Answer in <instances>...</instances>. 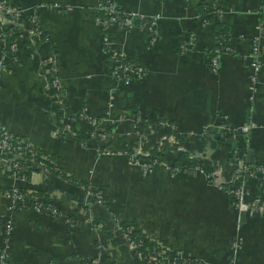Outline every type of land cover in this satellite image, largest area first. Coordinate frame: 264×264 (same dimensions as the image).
Segmentation results:
<instances>
[{
	"label": "crops",
	"instance_id": "1",
	"mask_svg": "<svg viewBox=\"0 0 264 264\" xmlns=\"http://www.w3.org/2000/svg\"><path fill=\"white\" fill-rule=\"evenodd\" d=\"M4 1L18 12L17 23L3 25L0 36V127L52 168L31 169L21 180L0 159V248L5 245L8 264H139L120 222L185 264H226L234 234L238 264H264V178L238 171L231 161L237 151L244 164H264V34L257 40L262 63L251 102L247 57L256 25L264 23L262 1L111 0L144 18L160 15L147 31L152 38L137 24L108 27L112 47L144 68L126 81L110 73L93 16L97 0ZM201 11L218 22V34ZM218 38L230 52L218 56L213 73L206 60ZM107 110L113 120L101 126L107 139L100 143L87 117ZM136 113L166 124L144 127ZM119 115L124 118L116 120ZM222 115L229 126L250 119L256 127L230 133V142L215 139L210 131ZM173 131L185 136L172 143ZM104 144L113 152L100 154ZM133 150L143 162L152 153L156 161L143 173L128 162ZM180 153L183 167L170 174L160 161L172 163ZM188 154L218 166L222 185H241L246 201L257 200L256 211L228 203L224 190L194 171ZM12 188L24 202L9 213L2 192Z\"/></svg>",
	"mask_w": 264,
	"mask_h": 264
},
{
	"label": "built area",
	"instance_id": "2",
	"mask_svg": "<svg viewBox=\"0 0 264 264\" xmlns=\"http://www.w3.org/2000/svg\"><path fill=\"white\" fill-rule=\"evenodd\" d=\"M261 5L259 7L258 13H261L264 10V0H261ZM98 11L100 14L94 17V21L99 25L101 30V45L103 50L105 51L106 57L110 62V73L115 81H126L129 78H137L140 77L144 73V68L136 63H133L127 59L125 54L118 52L112 45L110 44L108 38V27L110 25L119 24L124 27H131L134 24L145 31H150L152 33V27L155 22L159 19L160 15L158 13L152 14L147 18L142 17L136 11H123L119 9L115 3L111 0H97L96 8L94 9ZM17 9L14 6H9L5 3L4 0H0V36H2L1 30L3 25H14L17 23ZM7 16L8 19L3 21L2 17ZM264 34V23L260 22L256 25L255 34L252 40L250 52L247 54L248 61L251 66V72L249 74V84H248V100L251 102L256 92L257 85V76L262 63L261 57L258 53L257 40L259 36ZM151 36V34H150ZM152 38V36H151ZM193 37L189 36V40H192ZM10 48H12V44H10ZM229 48L223 42V38H218L215 40V47L212 51H209V57L207 58V64L211 70V72L215 73L217 70V59L218 56L222 53H228ZM4 68V60L3 57L0 58V69ZM53 80L55 78L53 77ZM110 112L107 110L104 112V115L100 118H92L87 117V121L89 123V127L91 129L92 136L100 143H103L107 139V134L102 130V125L106 121L113 120L110 117ZM79 117L84 118V114L80 113ZM124 116L119 115L116 120L123 119ZM219 122L216 124V128L223 132L228 129L229 126L222 123V120H226V116H219ZM138 121V118L135 119ZM166 124V122L161 121L159 125ZM256 125L252 120H246L243 123L235 126L231 130V137H233L236 133L239 134H247L251 129L255 128ZM170 142H175V138L170 137ZM160 148V147H159ZM113 151L108 148H100V154H108ZM136 151L133 150L131 152L126 153V157L128 162L135 165H140L142 168V172L144 173L151 165L154 164L156 158H151L148 161H142L137 157ZM240 153L234 151L231 161L237 162L238 171H249L252 175L258 178H264V164L256 163V164H244L240 158ZM189 158V159H188ZM188 160H193L195 163L192 168L197 173L201 174L208 183L214 184L215 186L224 190V192L231 198H233L234 206L237 210L247 212L250 215L256 211L257 200L254 201H246L243 194V189L241 185L233 186V185H222V181L220 179V170L218 166H212L208 164L204 159H197L192 154H188ZM0 159L6 161L9 165L10 169L13 173L21 180H25L32 173L31 169H37L39 171H48L49 168L46 165V160L44 158H39L35 156L33 147L28 143L24 142L23 139L16 137L2 127H0ZM158 161V160H157ZM163 165L164 169L170 174H175L179 170L176 166H170V163L160 161ZM208 168V170H206ZM89 195L93 196L96 199H99L98 193L94 190H88ZM7 200V210L9 213H12L13 210L18 208L24 202V194H22L18 189L12 188L7 189L2 192ZM33 206L36 208L42 207L40 202L33 201ZM48 208V207H46ZM91 222V219L88 217L87 219ZM97 224H94V228H97ZM5 230L6 233L9 232L10 229V219H6L5 221ZM121 229V228H120ZM122 235L126 241L127 247L132 251L134 257L139 260L140 258H145L146 263L152 264H173V260H169L165 258L167 251L162 248L152 249L146 254H141L140 251H135L139 242L134 240L129 236L131 232V228L129 226L121 229ZM240 246V238L237 234H234L229 243L226 255V264H238V249ZM185 262V261H184ZM0 264H8L7 260V252L5 249V245L0 248Z\"/></svg>",
	"mask_w": 264,
	"mask_h": 264
},
{
	"label": "trees",
	"instance_id": "3",
	"mask_svg": "<svg viewBox=\"0 0 264 264\" xmlns=\"http://www.w3.org/2000/svg\"><path fill=\"white\" fill-rule=\"evenodd\" d=\"M218 1H220V0H218ZM209 2H210V3L214 2V3H212V4H215L216 0H209ZM210 8H211V7H210ZM215 8H217V7H215ZM215 8H214V9H215ZM210 10H213V9L211 8ZM216 10H217V9H216ZM99 14H100V13H99L98 11L94 10V12H93V16H94V17H96V16L99 15ZM200 18H201V20H203V21H207V20H208V22L210 21V22L212 23V31L214 32V34H218V31H215V27L217 26L218 22H215L210 16H206L204 11H201V13H200ZM9 27H10V29H12V26H11V25H10ZM141 32H142L143 34L149 33V32H147V31H145V30H142ZM149 34H150V33H149ZM146 41H147V42L149 41V37H146ZM213 48H214V45H213V47H211V48L209 49V51H212ZM209 51H208V54H207L208 57H209V55H210V54H209ZM227 54H228V53H227ZM208 57H207V58H208ZM127 59H128L129 61L133 62V63H136V64H139V65H140V62L138 63V62L135 61L134 59H131V58H127ZM207 65H208V64H207ZM141 66H142V65H141ZM142 67H143V66H142ZM209 69H210V68H209ZM210 71H211V70H210ZM133 117H134L135 119L138 118V121H140V122L143 124L144 127H146V126L148 125V126H150L151 129H152V128H155V127H159V126H160V125H159V122L164 121L163 119H156V120H153V121H149V120L146 119V118H142V117H140V116H137V113H136ZM164 122H165V121H164ZM218 122H219V120H218ZM129 123L132 124L131 121H129ZM222 123H224L225 125L229 126V124H228V122H227L226 120H222ZM109 127H110V126H109ZM173 135H174V138L182 139L183 136H185V133H183V132H182V133H177L176 131H173ZM106 145H107V144H104L101 148L105 147ZM233 149H234V148H232V150H233ZM33 150H34L35 156L41 158V157L38 155L36 149L33 148ZM232 150H231L229 156L232 155ZM184 154H185V153H180V154L177 156V158H176L172 163H170V166H179V167H183V165L180 164V160H181V158H182V156H183ZM153 155H154V154L152 153L151 157H149V160H150L152 157L154 158ZM45 162H46V165H47L48 168H49L48 171H52L51 165H49V163H48L47 161H45ZM194 163H195V162L193 161V162H192V165H193ZM256 163H257V162L253 160V161L247 162V165H250V164H256ZM206 170H208V168H207ZM67 178H68V177H67ZM70 180L73 181L72 179H70ZM73 182H77V181L75 180V181H73ZM79 183L84 184V186L86 185V187H87V185H88L87 182L79 181ZM228 199H229L228 203H233V202H234L233 198L228 197ZM92 220H93V219H92ZM93 221H94V220H93ZM94 222H95V221H94ZM118 224H119V226H120L121 229H124L125 227L128 226V224H127V223H124V222H120V223H118ZM129 236H130L131 238H133L134 240H137V241L139 242V245L137 246V249H136L135 251H140L142 255H143V254H146L147 252H149V251L152 250V249H157V248H159V246H158L156 243H152V242H150L149 240H147V239L144 237V235L140 234L139 232H136V231H132V230H131V232L129 233ZM167 256H168V261H169V260H173V262H174L173 264H185V262H182V260L177 259V258L175 257V255H174L173 252H169V253H167ZM137 262H138L139 264H152V263H146L145 258H140L139 260H137Z\"/></svg>",
	"mask_w": 264,
	"mask_h": 264
},
{
	"label": "water",
	"instance_id": "4",
	"mask_svg": "<svg viewBox=\"0 0 264 264\" xmlns=\"http://www.w3.org/2000/svg\"><path fill=\"white\" fill-rule=\"evenodd\" d=\"M234 128L233 125H230L228 127V129H226L223 132H220L219 134H216L217 132V128L216 127H212L211 131H210V135L213 134V136L215 137V139L221 140V141H227L230 142L231 138L229 137V134L231 132V130ZM215 134V135H214Z\"/></svg>",
	"mask_w": 264,
	"mask_h": 264
}]
</instances>
